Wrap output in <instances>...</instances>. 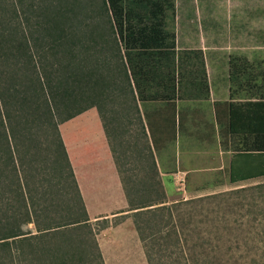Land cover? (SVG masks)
Listing matches in <instances>:
<instances>
[{"label": "trees", "instance_id": "1", "mask_svg": "<svg viewBox=\"0 0 264 264\" xmlns=\"http://www.w3.org/2000/svg\"><path fill=\"white\" fill-rule=\"evenodd\" d=\"M76 1L0 0V264H82L76 253L81 245L74 246L73 236H84L97 254L93 260L103 264L95 233L85 220L40 234L22 233L30 224L54 222H39L43 209L35 208L34 198L22 188L16 155L22 141L33 143L37 132L55 130L58 150L52 170H62L63 159L78 204L70 218L84 219L87 212L56 121H68L92 107L101 114L113 91L124 92L145 139L150 113L141 112L140 106L160 103L169 108L164 126L172 138L166 140H174L180 124L174 103L208 95L203 63L191 69L188 54L176 53L157 3L101 0L110 37L97 32L90 19L83 23L77 18ZM98 43L111 47L119 64L122 79L113 90L111 80L100 73L105 59L103 49L95 50ZM258 69L259 81L252 78ZM228 74L235 86L231 95L245 92L247 100L215 104L219 133L226 138L230 129L258 140L255 152L231 155L228 180L236 183L264 176V69L231 59ZM144 149L150 171L143 182L146 191L133 189L136 183H121L148 264H258V248H240L259 240L264 244V183L167 205L153 150L149 144ZM108 227V219H102L98 231Z\"/></svg>", "mask_w": 264, "mask_h": 264}, {"label": "rangeland", "instance_id": "2", "mask_svg": "<svg viewBox=\"0 0 264 264\" xmlns=\"http://www.w3.org/2000/svg\"><path fill=\"white\" fill-rule=\"evenodd\" d=\"M100 8L101 0H77L75 10L76 12L78 10L77 18L79 20L84 23L90 19L89 22L96 25L97 32L111 37L107 16L101 12ZM212 12V27L207 34V42L212 45V49L207 54L212 59L211 69L219 75L220 80L208 84L214 92L215 99L231 100L232 102L247 100L245 92L231 95V91L235 89V86L230 84L228 79L229 62L231 59H245L253 67L258 66L264 69V0H214ZM101 49H103L101 57L105 61H103L104 66H100V73L106 74L107 78L111 80L113 90L117 80L122 79L117 70L119 64L112 56L111 47L98 43L95 50L100 52ZM97 55L99 56L100 53ZM93 66L95 65L87 67ZM261 77L262 74L259 69L252 76L257 81ZM104 103L106 105L101 110V114L96 107H92L83 112L85 114L81 117H78V115L65 122L56 121L57 133L60 134L70 163L72 160L74 165L77 164L78 138H82L84 132L83 134L87 139H94L93 137L97 136V139L101 140L103 146L101 147L102 144L99 145L98 143V151L96 152L98 157L103 153L104 140L108 142L110 154L117 164L121 182L125 180L133 184L136 183L133 189L143 193L146 191L143 182L148 179L150 173L144 146L149 144L153 150L155 161L159 163V174L162 173L160 179L165 190L167 205L181 200L194 199L264 183V179H256L233 184L230 187L227 186L228 167L226 165L228 159L224 152L226 149L230 151V148H228L229 136L231 135L230 140L233 146L242 141L240 138L244 140L248 136L246 133L240 134L238 131L234 132L233 130L230 133V129L226 138L220 135V145L223 150L221 157L223 169L221 171H217L215 174L211 171L190 172L185 178L170 175L171 173H177L178 167L180 170H185L192 167L197 161L202 169H209L213 166L212 158L217 155L212 154L210 147L212 139L210 125L204 121L199 123L196 121V112L198 110L204 112L205 110L203 102L197 103L195 100L190 99L177 100L174 103L175 112L179 113L180 119L179 130H177L174 140H166L172 136L164 126L165 118L168 114H171V110L163 104L152 103L143 107L140 106L141 112L144 110L150 112V125L146 129L147 136L145 139L138 125L134 109L124 92L113 91L111 99ZM55 118L58 120V116ZM144 122L146 123L145 120ZM82 127H85L84 131L81 130ZM33 130L36 129L33 128ZM241 131L243 132V130ZM35 136L33 143L22 141L18 145L16 155L19 160V175L23 184L22 188L28 196L34 198L35 208L43 209V212L39 215V222L49 220H54V222L50 225L40 226L30 224L23 228L22 233L25 235L40 234L47 231L48 228L67 225L75 221L84 222L85 220L91 225L93 233H95L103 264H148L145 250L133 223L115 229L117 227L116 222L120 223L125 219L132 221V213L129 211L128 206H126V209L121 210L122 212H128V217H114L111 216L112 213L107 214L109 227L101 231H98V228L102 224V219L94 220V217H89L88 214L84 219L70 218L72 210L77 208L78 204L74 200L75 187L68 169L64 166L63 159L61 160L62 170H52V166L56 161V151L58 150L55 130H50L48 134L37 132ZM218 156L220 155L218 154ZM92 157L90 154L89 159H92ZM179 160L180 165L178 166L176 163ZM90 162L92 163L91 167H97V165L100 167L102 164L101 161L96 164L93 160ZM33 166H36L38 172L33 170ZM98 172L99 168L96 170V173ZM166 172L170 174L165 175ZM181 179H184L183 185L179 184ZM94 183L97 184L96 194L93 195V202H88L90 209L100 207L102 210H106L120 206V192L107 195L104 186L98 181H94ZM193 188H202L203 192L198 193L201 195L191 193ZM83 237H70L73 244H75L74 246L81 245L76 253L81 258L82 264H96L93 259L97 257V254L94 249L90 248L91 243L86 244L83 241ZM261 239L264 240V238ZM47 242L49 244L57 243L53 240L52 242L47 240ZM104 242H108L110 245L107 251L101 250ZM24 245H27V243ZM248 248H258L256 254H254V259L259 260L258 264H264V244H262V241L259 240V243L251 242L247 245L243 244L240 249H243L241 252H244ZM161 254H164V252H161ZM90 260L92 261L90 262ZM162 262L168 263L169 260L163 259Z\"/></svg>", "mask_w": 264, "mask_h": 264}, {"label": "crops", "instance_id": "3", "mask_svg": "<svg viewBox=\"0 0 264 264\" xmlns=\"http://www.w3.org/2000/svg\"><path fill=\"white\" fill-rule=\"evenodd\" d=\"M143 2L148 3H157L159 5V10L161 16H163L164 30L166 33L170 34L173 38L174 50L177 54L184 56V54H188V66L189 68H193L195 66L203 63L206 71V80L210 84L211 82H218L219 75L215 71H212V59L207 54L210 49H212V45L207 42V34L210 32L212 23L211 19L213 17L212 12V3L214 0H142ZM195 65V66H194ZM229 79V74H228ZM208 84V95L202 99H193L197 103L203 102L204 112L202 110H198L196 112V121L199 123L204 121L210 125L212 139H211V150L212 154H218L220 156H215L213 159V166L209 169H202L201 165L197 161L192 167L186 168L185 170H180V160L177 161V173H169L166 172L165 175H177L179 177L185 178L188 173H200L211 171L214 174L217 171H221L223 169L222 165V155L223 150L220 145V133L219 126L216 121V110L215 104L217 102H232L228 100H218L213 96V90L210 89V85ZM235 102V101H233ZM243 102V101H239ZM198 106H200L198 104ZM150 113V112H148ZM85 113L79 114L78 117H81ZM204 119V120H203ZM82 131L85 130V127L81 128ZM102 131V129H101ZM84 133V132H83ZM82 133V138H78L77 145V164L74 165L72 163V171L74 174V178L76 184L78 186L80 195L82 197L86 212L89 217H94V220L106 219L107 214H111V216L118 217L128 214V212H122L121 210L126 209L127 203L124 196V190L122 187V183L120 180V175L118 173L117 164L114 161L112 155L110 154L108 142L104 140V150L100 156H96V152L98 151V143L102 144L101 140L97 139V136L93 137L94 139H87L86 136ZM231 135L229 136L228 148L230 151L226 149L224 152L228 162L227 167L229 165L230 157L234 153L239 152H255L256 147L258 146V140L255 135H248L247 139L240 138L242 141L237 143L235 146L232 145L230 140ZM99 141V142H98ZM103 144L101 145V147ZM101 150V148H100ZM199 153V152H198ZM90 154L93 156L92 159H89ZM220 157V158H219ZM69 158V157H68ZM99 158V159H97ZM71 159V157H70ZM94 161V164L99 161L102 162L100 167H91V162ZM70 163V164H71ZM157 167H159V163L156 162ZM97 168H99V172L96 173ZM159 169V168H158ZM162 173L160 172V175ZM256 179H264L263 177L249 179L245 181H240L236 183H230L228 180L227 186H232L233 184L244 183ZM94 181H98L102 186L105 187V194H118L120 192L121 200L120 206L117 208H108L106 210H102L100 207H95L90 209L88 202H93V195L96 194L95 188L97 186ZM202 188H193L191 189V193L201 195L198 193H202ZM128 223L132 224V221L125 219V221H121L117 224L115 229L123 227V225H127ZM110 245L108 242L102 243L101 250L107 251L109 250Z\"/></svg>", "mask_w": 264, "mask_h": 264}, {"label": "built area", "instance_id": "4", "mask_svg": "<svg viewBox=\"0 0 264 264\" xmlns=\"http://www.w3.org/2000/svg\"><path fill=\"white\" fill-rule=\"evenodd\" d=\"M183 181H184V179H181V180L179 181V184L183 185V184H182Z\"/></svg>", "mask_w": 264, "mask_h": 264}]
</instances>
